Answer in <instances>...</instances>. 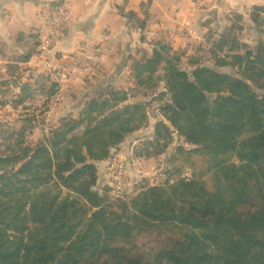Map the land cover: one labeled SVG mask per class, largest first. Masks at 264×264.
I'll list each match as a JSON object with an SVG mask.
<instances>
[{
  "label": "trees",
  "instance_id": "16d2710c",
  "mask_svg": "<svg viewBox=\"0 0 264 264\" xmlns=\"http://www.w3.org/2000/svg\"><path fill=\"white\" fill-rule=\"evenodd\" d=\"M240 18L201 53L152 48L131 87H101L54 124L24 105L27 87L11 96L23 112L18 128L0 122V264H264V43L240 41ZM159 85V120L132 155L169 153L164 182L95 191L97 163L148 125ZM35 118L47 132L32 142Z\"/></svg>",
  "mask_w": 264,
  "mask_h": 264
},
{
  "label": "crops",
  "instance_id": "0c3cea01",
  "mask_svg": "<svg viewBox=\"0 0 264 264\" xmlns=\"http://www.w3.org/2000/svg\"><path fill=\"white\" fill-rule=\"evenodd\" d=\"M59 1L0 0V95L6 99L19 97L21 86L41 84L42 107L35 110H42L49 124L68 115L76 116L101 87H131L132 60L154 47L195 54V48L185 49L188 40L192 39V46L197 42L196 47L201 46L208 30L221 33L231 26L234 14L241 17L240 41L252 48L264 43V12L258 23L253 19L254 9L264 8V0H67L69 21L48 54L39 60L34 53L46 33L48 8ZM16 76L22 77L12 93L2 91ZM54 97L56 100L51 102ZM2 102L6 103L0 106L4 110L22 111L12 109L0 97V105ZM129 138L108 159L97 163L98 189L111 182L108 164L112 157L122 159L130 174L167 169L166 154L135 159L132 146L144 137L135 134L127 142Z\"/></svg>",
  "mask_w": 264,
  "mask_h": 264
},
{
  "label": "rangeland",
  "instance_id": "374dc122",
  "mask_svg": "<svg viewBox=\"0 0 264 264\" xmlns=\"http://www.w3.org/2000/svg\"><path fill=\"white\" fill-rule=\"evenodd\" d=\"M188 41H190V43L193 42L192 39L188 40ZM185 42H187V41H184V43ZM190 43H188L189 44V46H187L188 48L185 47V49L190 51L189 49L192 47V48H195V53L196 52H200V53L202 52L201 49H200V45L198 47H196L199 42L195 43L194 46L190 45ZM192 48H191V51H193ZM168 52L171 55L172 54H179V55L181 54V52L179 50H176L174 52L173 51H168ZM182 52L186 53L183 50H182ZM182 57L180 56L179 65L185 67L186 60H185V58H182ZM28 89H29V96L27 97V100H26L27 103H26L25 106L30 107V110L32 112L33 110L42 107V105H41V103H42L41 100L42 99L41 98L44 97V94L41 93V91H42V85L41 84H38V85L35 84L33 88H28ZM1 90L4 91V92L5 91L8 92L9 86L5 85V87H3ZM161 90H163V89L159 85V88H156L155 91L153 89H150V90H148L146 92V95H145L146 97L144 99H149L150 100L149 103H148V112H149L148 113L149 114L148 125L146 127H144L143 129L137 131L136 133L131 134L130 138L128 139L127 142H129L135 136V134L143 135V137L151 136V133H152V130H153V124L157 120H159L158 117H156L159 114V111L157 109L159 107V103L157 101L153 102V99L156 96L154 94L157 91L161 92ZM8 94H9V92H8ZM41 95H42V97L40 98ZM137 95H139V94H137ZM17 98L18 97L15 95L14 99L17 100ZM5 100L7 101V104H8V102L9 103L11 102V97H8V100L7 99H5ZM55 100H56V98L54 97V98H52L51 102H54ZM0 106H3V104H1ZM20 112L22 113V111L15 112V111L10 110V109L7 111V110H4V109L0 108V121L3 122V123L7 122L10 127H13V128L17 127L18 128L19 127V123H18L17 118L20 116V114H21ZM5 120H7V121H5ZM34 122H35V125L37 127L34 129L35 130L34 131V135L31 137L30 141H32V142H35L33 140H35V139L40 137L39 136V132L41 130L43 131V125H44V122H42L40 119H36L35 118ZM27 140H29V138H27ZM177 144H178V142L176 140H173L171 142V144H170V150H172V148L177 146ZM168 154L169 153L164 155V158H168ZM116 158L117 157H112V159L110 160V162L108 164V168H109V170L111 172V170L118 169L119 165H122L123 171L125 170V175H126V180L125 181L128 184V188H129L127 194H129V195H132L133 192H135L136 189L139 188V186L142 184V182H144L146 185H160V184H162L164 182L166 176H167L166 172H170L169 171L170 169L167 166V169L164 170V171L160 170L159 169L160 167H159V168L153 170L151 173H148L146 169L142 170L141 173H137V175L130 174V172L126 173V167H125L124 162L122 161V159H118V158L116 159ZM152 162H154V161H152ZM131 171H133V170H131ZM134 176H136V177H134ZM106 186L109 187V189H110V184L109 185L107 184ZM96 189H98V188L96 187ZM98 190H100V189H98ZM122 196H125V195H122Z\"/></svg>",
  "mask_w": 264,
  "mask_h": 264
},
{
  "label": "built area",
  "instance_id": "2783aa9c",
  "mask_svg": "<svg viewBox=\"0 0 264 264\" xmlns=\"http://www.w3.org/2000/svg\"><path fill=\"white\" fill-rule=\"evenodd\" d=\"M69 21V11L67 0H60L48 8L46 33L35 50V57L39 60L43 59L50 51L53 44L60 38L66 24ZM6 99L5 96L0 95ZM8 100V98H7ZM110 195L115 198L121 197L128 193V184L126 183L125 170L122 165L118 169L111 170Z\"/></svg>",
  "mask_w": 264,
  "mask_h": 264
},
{
  "label": "water",
  "instance_id": "95a60500",
  "mask_svg": "<svg viewBox=\"0 0 264 264\" xmlns=\"http://www.w3.org/2000/svg\"><path fill=\"white\" fill-rule=\"evenodd\" d=\"M0 82H3V81L0 80ZM94 190H95V191H98L97 189H94Z\"/></svg>",
  "mask_w": 264,
  "mask_h": 264
}]
</instances>
